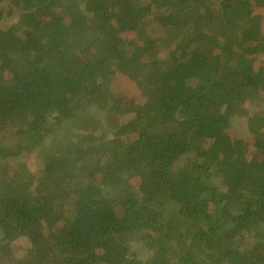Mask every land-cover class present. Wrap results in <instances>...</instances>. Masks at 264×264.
<instances>
[{"label":"trees","instance_id":"obj_1","mask_svg":"<svg viewBox=\"0 0 264 264\" xmlns=\"http://www.w3.org/2000/svg\"><path fill=\"white\" fill-rule=\"evenodd\" d=\"M0 264H264V0H0Z\"/></svg>","mask_w":264,"mask_h":264},{"label":"rangeland","instance_id":"obj_2","mask_svg":"<svg viewBox=\"0 0 264 264\" xmlns=\"http://www.w3.org/2000/svg\"><path fill=\"white\" fill-rule=\"evenodd\" d=\"M109 92H110V95H108V97H111V98L114 99L113 93L111 92V89L109 90ZM109 101H111V100H108V102H107L108 105L106 104L104 108H108V106H110V104H113V108H115V110H117V111L121 110L122 107H121V104L118 101H116L115 103L112 101L110 104H109ZM15 243H16V250L15 251L17 252L24 245V242L19 240V238H17V239H15Z\"/></svg>","mask_w":264,"mask_h":264}]
</instances>
